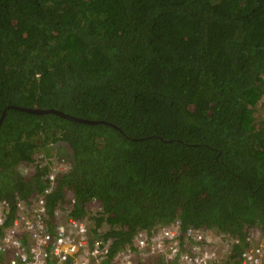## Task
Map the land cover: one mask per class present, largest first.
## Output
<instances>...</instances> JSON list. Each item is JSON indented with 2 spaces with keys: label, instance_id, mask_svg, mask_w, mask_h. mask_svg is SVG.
Returning a JSON list of instances; mask_svg holds the SVG:
<instances>
[{
  "label": "trees",
  "instance_id": "trees-1",
  "mask_svg": "<svg viewBox=\"0 0 264 264\" xmlns=\"http://www.w3.org/2000/svg\"><path fill=\"white\" fill-rule=\"evenodd\" d=\"M263 98L264 0H0L5 223L57 154L70 167L47 195L49 230L65 206L113 250L179 218L239 238V264L264 234Z\"/></svg>",
  "mask_w": 264,
  "mask_h": 264
},
{
  "label": "built area",
  "instance_id": "built-area-1",
  "mask_svg": "<svg viewBox=\"0 0 264 264\" xmlns=\"http://www.w3.org/2000/svg\"><path fill=\"white\" fill-rule=\"evenodd\" d=\"M57 173L51 170L48 185L33 201L16 198L18 210L8 225L4 224L10 206L0 199V252L9 254L0 264H142L145 256L160 258L163 264H229L230 249L239 238L219 233L224 244L220 247L210 228L190 225L183 229L179 218L152 230L140 228L131 243L113 250V239L96 236L85 219L68 214L66 220H58L54 231L49 230L47 195ZM60 214L61 209L56 211L59 218ZM239 264H264V234L245 246Z\"/></svg>",
  "mask_w": 264,
  "mask_h": 264
},
{
  "label": "rangeland",
  "instance_id": "rangeland-1",
  "mask_svg": "<svg viewBox=\"0 0 264 264\" xmlns=\"http://www.w3.org/2000/svg\"><path fill=\"white\" fill-rule=\"evenodd\" d=\"M263 101H264V98H263ZM50 161H51L52 169L55 170V172L66 171L67 166H70V163L68 161L63 160L57 154L51 155ZM20 168L24 174H28L33 169V166L31 168L29 165H22ZM66 204L68 207H70V203H66ZM60 209H61V214H60L59 219L66 220L67 215L69 214L68 211H70V210L69 209L67 210L65 208V206H62ZM101 209H102L101 203L98 200H94L92 205H91V208H90V213L95 214L97 211H99ZM84 219L86 221H88L91 228H94L95 221L93 218H91L89 215H87V216H84ZM104 228L107 229L106 224L104 225ZM102 230H104V229H102ZM210 230L212 233L214 243L220 247H224V244L219 241V239H220L219 231L213 230V229H210ZM262 235H263L262 230L255 229L251 232L249 240L257 242L262 237ZM2 258L5 259V256H3ZM145 258H146V260L141 262L142 264H163L160 258H157V257L148 258L146 256H145Z\"/></svg>",
  "mask_w": 264,
  "mask_h": 264
},
{
  "label": "water",
  "instance_id": "water-1",
  "mask_svg": "<svg viewBox=\"0 0 264 264\" xmlns=\"http://www.w3.org/2000/svg\"><path fill=\"white\" fill-rule=\"evenodd\" d=\"M12 107L21 109V110H26V111H30L33 113H39V114H43V113H47V112H54V113H58L66 118H70L72 120H77V121H84V122H88V123H95L98 122L99 120H92V119H88V118H83V117H78L75 115H71L67 112H64L60 109L57 108H45V107H26V106H19V105H11ZM6 115V109L4 110L1 118H0V123L3 121V118Z\"/></svg>",
  "mask_w": 264,
  "mask_h": 264
},
{
  "label": "clouds",
  "instance_id": "clouds-1",
  "mask_svg": "<svg viewBox=\"0 0 264 264\" xmlns=\"http://www.w3.org/2000/svg\"><path fill=\"white\" fill-rule=\"evenodd\" d=\"M9 212V211H8ZM7 215H8V213H7ZM6 219H7V217H6ZM5 222H6V220H5ZM4 225H8V224H4ZM210 229H213V230H216V229H214V228H210ZM219 233H222V232H220L219 231ZM1 253V252H0ZM230 253H231V251H230ZM230 253H229V255H228V259H229V257H230ZM2 255L0 256V260L1 261H6L7 259H8V257H9V254H6V253H1ZM3 256H5V259H3L2 257ZM230 264V263H229Z\"/></svg>",
  "mask_w": 264,
  "mask_h": 264
}]
</instances>
